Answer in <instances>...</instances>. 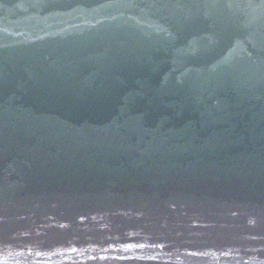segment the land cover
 Returning a JSON list of instances; mask_svg holds the SVG:
<instances>
[{
  "label": "water",
  "instance_id": "water-1",
  "mask_svg": "<svg viewBox=\"0 0 264 264\" xmlns=\"http://www.w3.org/2000/svg\"><path fill=\"white\" fill-rule=\"evenodd\" d=\"M0 264H264V0H0Z\"/></svg>",
  "mask_w": 264,
  "mask_h": 264
}]
</instances>
